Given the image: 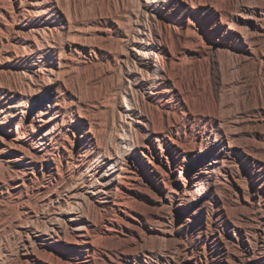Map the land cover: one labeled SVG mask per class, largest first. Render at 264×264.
Here are the masks:
<instances>
[{"label": "bare ground", "instance_id": "obj_1", "mask_svg": "<svg viewBox=\"0 0 264 264\" xmlns=\"http://www.w3.org/2000/svg\"><path fill=\"white\" fill-rule=\"evenodd\" d=\"M85 2L0 0V264H264V0Z\"/></svg>", "mask_w": 264, "mask_h": 264}, {"label": "rangeland", "instance_id": "obj_2", "mask_svg": "<svg viewBox=\"0 0 264 264\" xmlns=\"http://www.w3.org/2000/svg\"><path fill=\"white\" fill-rule=\"evenodd\" d=\"M84 1H86L85 3H87L86 7L91 6L88 9L85 8V14L91 15L93 13L92 10L94 11V9L92 8L94 6H92V5L93 4L96 5L97 2H99V0H91V1L90 0H84ZM92 2H93V4H92ZM136 8H137V5H136ZM90 10H91V13H90ZM252 117H253V119H260L261 116L257 113V114L252 115ZM5 173L7 174L6 168L0 164V177L5 175ZM214 227L215 226L212 225V229L210 227V230H214L213 229ZM219 227H221V226H219ZM260 229L262 231H264V226L261 225ZM185 233H187L190 236H188V237L185 236L186 238L181 240V241H178L176 239L177 242L174 241L173 244L171 243V245L168 246V249L170 252L169 253L170 262L167 263L163 260V262L161 261L160 264H163V263L164 264H187L186 262H184V259H183L184 256H188V257L191 256V257L199 258V256L202 255V248H203V242H204L205 235L202 234V239L199 241L196 237L192 236V233H188V230H186V229H185ZM144 235H146V234H144ZM18 238H19V236L17 234H15V230H14V228L11 227L9 221H7V223H3V225H0V245H2V246L13 245L14 246L15 243L17 242ZM8 243H11V244H8ZM253 247H255V246H253ZM202 259H203L202 264H217V261L212 260L211 258H209L208 261H206V259L203 257V255H202ZM139 260L145 261V259L141 255L139 256ZM154 264H159V263L157 262Z\"/></svg>", "mask_w": 264, "mask_h": 264}]
</instances>
